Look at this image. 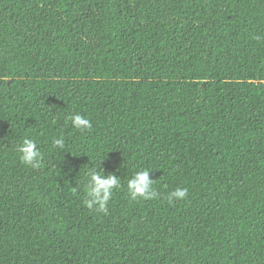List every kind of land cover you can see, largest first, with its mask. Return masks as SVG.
<instances>
[{
	"label": "trees",
	"instance_id": "trees-1",
	"mask_svg": "<svg viewBox=\"0 0 264 264\" xmlns=\"http://www.w3.org/2000/svg\"><path fill=\"white\" fill-rule=\"evenodd\" d=\"M0 264H264V0H0Z\"/></svg>",
	"mask_w": 264,
	"mask_h": 264
},
{
	"label": "clouds",
	"instance_id": "clouds-1",
	"mask_svg": "<svg viewBox=\"0 0 264 264\" xmlns=\"http://www.w3.org/2000/svg\"><path fill=\"white\" fill-rule=\"evenodd\" d=\"M71 124L74 129L85 131L91 128V121L80 114H75L71 117ZM53 146L59 149L65 148L63 139L57 138L52 141ZM19 158L22 163L39 168L43 161V154L38 149L36 142L33 139L25 138L18 146ZM148 170L136 172L131 179L128 180L127 190L133 200L135 199H151L156 197L157 192L153 189V180L149 179ZM120 186L119 177L114 173L107 177L94 169L90 170L86 176V206L91 209L96 206L97 211H107V205L111 199L113 192ZM187 196L186 188H177L170 194V199H183Z\"/></svg>",
	"mask_w": 264,
	"mask_h": 264
}]
</instances>
